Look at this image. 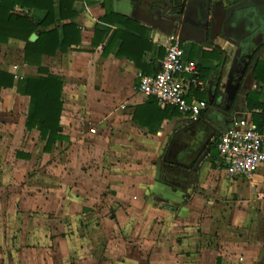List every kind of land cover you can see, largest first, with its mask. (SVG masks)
<instances>
[{
  "label": "crops",
  "instance_id": "crops-1",
  "mask_svg": "<svg viewBox=\"0 0 264 264\" xmlns=\"http://www.w3.org/2000/svg\"><path fill=\"white\" fill-rule=\"evenodd\" d=\"M216 1L75 0V15L58 24V33L61 23L73 21L80 42L41 56L43 72L62 81V138L48 151L39 132L25 128L29 97L15 86L0 89V264H40V253L60 250L76 258L95 227H101L98 260L111 264H264V164L251 177L233 178L214 146L235 117L257 125L253 114L260 109L250 111L246 96L256 90L264 103V82L252 72L256 60L264 62V49L225 106L220 93L235 47L209 38ZM220 3L226 25H250L242 0ZM27 14L37 22L44 11ZM175 36L183 59L198 71L184 75L187 100L206 103L197 120L137 89L138 74L158 70ZM22 48L15 38L0 42V70L15 79L38 74ZM67 188L82 214H74L70 229L55 219L68 204L60 196ZM48 212L49 244L32 245Z\"/></svg>",
  "mask_w": 264,
  "mask_h": 264
},
{
  "label": "trees",
  "instance_id": "trees-1",
  "mask_svg": "<svg viewBox=\"0 0 264 264\" xmlns=\"http://www.w3.org/2000/svg\"><path fill=\"white\" fill-rule=\"evenodd\" d=\"M74 1L58 0L55 6V0H0V42H7L10 38L22 41L24 62L35 65L38 70L37 75H24L17 79L13 74L0 70V89L15 86L20 94L29 97L25 128L36 129L39 132L40 138L45 141L46 151L50 150L54 141L62 138L59 122L62 109V81L57 74L43 72L40 66L41 56L55 54L59 45L65 49L71 44L77 45L80 42V31L73 21L61 23V36L58 33V24L75 15L76 11L72 7ZM15 6L27 12L32 9L42 10L44 14L34 22L27 12H16ZM120 18L122 23L127 21L124 16ZM48 26L51 28L40 29ZM33 32L37 33V38L31 41L29 36ZM252 70L253 77L264 82V62L256 60ZM258 97V91L250 90L246 100L250 111L254 108L260 109L253 114V117L257 127L262 129L264 103L260 102ZM16 155L21 157L24 153L18 151Z\"/></svg>",
  "mask_w": 264,
  "mask_h": 264
},
{
  "label": "built area",
  "instance_id": "built-area-1",
  "mask_svg": "<svg viewBox=\"0 0 264 264\" xmlns=\"http://www.w3.org/2000/svg\"><path fill=\"white\" fill-rule=\"evenodd\" d=\"M183 54L179 38L171 37L158 70L138 74L137 89L146 96H153L158 103L170 105L197 120L206 103L186 98L184 75H196L198 71L192 62L183 59ZM262 127L259 129L248 116H239L218 132L214 146L229 176L251 177L264 164V124Z\"/></svg>",
  "mask_w": 264,
  "mask_h": 264
},
{
  "label": "rangeland",
  "instance_id": "rangeland-1",
  "mask_svg": "<svg viewBox=\"0 0 264 264\" xmlns=\"http://www.w3.org/2000/svg\"><path fill=\"white\" fill-rule=\"evenodd\" d=\"M98 164L99 163L97 161H95V163H93V165H98ZM9 186L10 185H7V187H5V190L9 189ZM0 191H1V189H0ZM69 192L70 191L68 188L60 191V196L62 197L63 202H65V203L68 202V204L63 206L62 207L63 210H62L61 214H59L55 217V219H58L59 224H61L62 226H65L67 229L68 228L70 229V225H72V223L74 222L73 217H74L75 213L82 215L80 212V209L78 208L79 205H76L75 202H72L71 197H69L70 196ZM93 193H95V192H93ZM98 196L100 197L99 194H98ZM96 201L99 202V200H96ZM97 202H93V203H97ZM96 205L97 204L90 206V207L93 206L91 208V210L94 212L97 208H99V206H96ZM48 213H50V212H48ZM51 215H52V212L49 215H44V216L40 215V236L35 237L33 239V241L30 242V243H32V245L33 244H35V245L39 244L40 247L48 246L49 241L46 239V235H48L49 233L46 231H49L51 229L53 223H54L51 220V218H52ZM84 217H87V216H84ZM55 224H57V222H55ZM104 230H106V229L103 228V232H104ZM100 232H101V227L89 228V231L87 232L88 236L85 237L84 239H82V243H83L82 244V248H83L82 251L83 252H80V254L76 258L74 256H72L71 254H69L68 252L63 254V251H61V250L58 252L59 254L57 256H54L53 253H51V252H48V254H46V256H45V254L40 253V259H41V260H39L40 264H111V262L108 263L107 260H98L99 259V253L101 251L100 243L102 240L100 238ZM44 234H45V236H44ZM75 245H77V243H75ZM59 247L63 248V244L61 243ZM55 251H57V250H55ZM33 259H34L33 261L36 262V258H33Z\"/></svg>",
  "mask_w": 264,
  "mask_h": 264
},
{
  "label": "flooded vegetation",
  "instance_id": "flooded-vegetation-1",
  "mask_svg": "<svg viewBox=\"0 0 264 264\" xmlns=\"http://www.w3.org/2000/svg\"><path fill=\"white\" fill-rule=\"evenodd\" d=\"M242 1H243L242 8L245 11H247L248 15H250L249 17L250 25H246L245 28H242L241 30V28L239 26L237 27V25H236L237 28L233 27L235 25H226L227 23L226 22L223 28L225 34H229L236 37V39L240 41V44L244 46V53L240 58L239 61L240 64L238 70L235 72V75L237 77L238 73L242 71V77L239 82V87L244 75L246 74L248 69L251 68L253 57L256 55V53L264 49V18L261 19V17H259L260 12H262V14L264 15V0H242ZM229 13L231 14V12ZM246 53L247 54L249 53V58H247ZM245 61H247V63H245ZM242 67L243 70H241Z\"/></svg>",
  "mask_w": 264,
  "mask_h": 264
},
{
  "label": "water",
  "instance_id": "water-1",
  "mask_svg": "<svg viewBox=\"0 0 264 264\" xmlns=\"http://www.w3.org/2000/svg\"><path fill=\"white\" fill-rule=\"evenodd\" d=\"M228 16L229 15L227 8L220 3V0L216 1L212 8L211 17L209 19V38L212 39L214 36H221L236 47L227 73L226 81L222 84L223 91L220 93V95L224 97L225 106L233 101L236 96V92L239 89V82L242 77V71L238 73L237 77L235 75V72L238 70L240 58L244 53V46L240 44V41L232 35L225 34L223 31L224 25L228 21ZM229 21L230 25H234V21ZM36 38V33H31L29 36V40L31 41L35 40ZM247 58H249V53L247 54ZM245 63H247V61H245ZM241 70H243V67Z\"/></svg>",
  "mask_w": 264,
  "mask_h": 264
}]
</instances>
